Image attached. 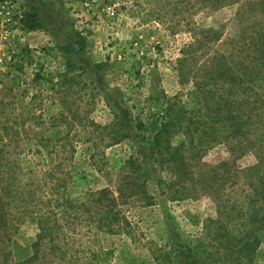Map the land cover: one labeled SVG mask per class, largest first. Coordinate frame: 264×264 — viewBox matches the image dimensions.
<instances>
[{"label":"rangeland","instance_id":"obj_1","mask_svg":"<svg viewBox=\"0 0 264 264\" xmlns=\"http://www.w3.org/2000/svg\"><path fill=\"white\" fill-rule=\"evenodd\" d=\"M255 1L211 9L199 0H0V124L17 125L22 153L41 155L43 168L54 159L55 141L73 145L63 152L69 199L115 191L121 167L136 153L133 120L162 111L166 102L191 109L199 72L210 58L230 56L243 30L258 20L248 12ZM117 121L128 128L115 144L117 129L109 128ZM200 162L243 168L252 158L232 160L225 146L215 145ZM158 179L168 182L171 175L148 179L150 205L131 198L122 205L128 233L96 235L91 247L109 252L106 264H185L186 247L198 264H264V229L241 227L244 216L231 212L246 203L170 196ZM235 222L251 232L243 238ZM34 223L27 218L8 243L0 237V249L14 260L26 258ZM220 225L225 228L216 231Z\"/></svg>","mask_w":264,"mask_h":264},{"label":"trees","instance_id":"obj_2","mask_svg":"<svg viewBox=\"0 0 264 264\" xmlns=\"http://www.w3.org/2000/svg\"><path fill=\"white\" fill-rule=\"evenodd\" d=\"M199 1L217 9L234 0ZM248 12L258 20L243 30L230 56L210 58L208 69L199 72L191 109L166 102L162 111H148L133 120L139 137L136 153L121 167L115 191L103 188L69 199L65 190L70 172L64 168L63 152L73 145L55 141L54 159L43 168L46 160L41 155L37 160L22 153L17 125L0 124L1 241L8 243L27 218L34 219L36 229L26 258L14 260L4 248L0 264H106L109 252L91 247L96 235L128 233L131 225L122 205L128 198L150 205L153 196L146 183L164 171L171 179H158L157 186L167 195L201 194L216 203H246L232 207L235 219L244 216L241 227L264 229V0L249 4ZM188 58L182 59V68L187 69ZM112 128L117 129L111 134L113 143L127 137V123L117 121ZM215 145L225 146L232 160L251 157L252 162L243 168L228 169L225 163L205 167L200 160ZM234 226L243 238L252 230H242L236 222ZM255 243H246L247 250ZM201 247L198 242L196 248ZM186 250L185 264H198L191 249Z\"/></svg>","mask_w":264,"mask_h":264}]
</instances>
